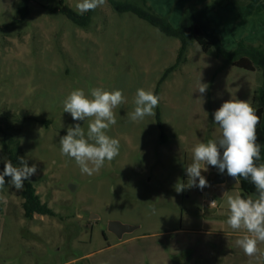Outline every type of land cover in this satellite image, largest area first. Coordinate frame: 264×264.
<instances>
[{"label": "rangeland", "instance_id": "374dc122", "mask_svg": "<svg viewBox=\"0 0 264 264\" xmlns=\"http://www.w3.org/2000/svg\"><path fill=\"white\" fill-rule=\"evenodd\" d=\"M151 7L178 28L191 9L212 0H118ZM27 2L28 15L18 8ZM80 0H0V172L4 159L20 167L23 157L37 171L17 191L5 177L0 191V264H264L248 257L236 241L227 197L241 194L239 180L213 184L221 175L207 166L204 189L187 187L186 167L193 147L221 136L213 113L228 100L253 107L259 72L227 64L216 51L207 54L191 37L185 51L136 15L119 13L108 0L81 14ZM67 6L88 20L76 24ZM227 51L240 40L264 45V0H230L210 15ZM212 41L211 38L208 39ZM209 85L200 94V81ZM122 90L114 109L117 123L106 134L119 140V155L93 175L82 174L73 158L61 155L60 137L73 121L63 101L73 91ZM158 92L154 116L133 122L137 89ZM157 113L164 126L163 135ZM31 183L55 216H24L22 192ZM198 183V181H197ZM177 184H184L181 192ZM214 202V203H212ZM155 209V213H153ZM136 226L121 239L109 222ZM264 253V243H258Z\"/></svg>", "mask_w": 264, "mask_h": 264}, {"label": "clouds", "instance_id": "9594fccd", "mask_svg": "<svg viewBox=\"0 0 264 264\" xmlns=\"http://www.w3.org/2000/svg\"><path fill=\"white\" fill-rule=\"evenodd\" d=\"M106 0H80L77 10L83 14L94 11L104 5ZM209 85H197L200 94L206 93ZM125 98L122 90L107 91L102 88L90 90V96L84 90H73L63 101V111L69 113L73 121H85L92 118L88 124L87 134L79 123L70 125L67 134L60 137L61 155L73 158L82 174L89 176L98 172L105 161H112L119 155V140L109 137L106 130L117 123L114 109L123 104ZM134 111L129 113L131 121H141L146 116H154V109L159 104V97L152 91L137 89ZM214 123L219 126L221 136L209 139L206 143H197L193 149V162L186 167L188 176L187 187L204 189L208 181L201 174L207 171V166L216 167L219 173L227 175L238 183V178L255 186L256 198L249 195L227 197L229 216L226 221L233 230L244 229L246 235L236 241L237 245L248 257L264 255L258 248V243H264V163L259 165L260 145L257 143V125L260 117L256 110L246 100H228L213 113ZM21 166L4 159V168L0 172V191L5 188V177H10L9 184L17 191L24 188V181L33 176L37 167L28 166L23 157H19ZM198 181V183H197ZM184 184H177L176 191L181 192ZM214 203V202H212ZM155 213V209L152 210Z\"/></svg>", "mask_w": 264, "mask_h": 264}, {"label": "trees", "instance_id": "16d2710c", "mask_svg": "<svg viewBox=\"0 0 264 264\" xmlns=\"http://www.w3.org/2000/svg\"><path fill=\"white\" fill-rule=\"evenodd\" d=\"M108 1L119 13H132L157 28L163 34L180 39L182 42L180 54L185 51L187 37L191 36L199 44L203 52L209 54L215 50L216 56L222 57L227 64L246 71H257L261 73V85L255 91L253 108L260 117V123L256 128L257 143L260 145V159L256 161V164L264 163V45L248 44L244 40H240L236 48L232 51H227L223 47L222 40L212 28L209 15L217 8L225 6L230 0H212L202 7L191 9L183 17L178 28H175L166 17L155 13L151 7L147 6L145 1H143V4L147 8H141L132 3L118 0ZM18 11L21 17L25 18L28 15L27 2H23L19 6ZM60 12L76 24H81L82 21L88 20L86 14L79 16L67 6H64ZM209 38L212 41H209ZM156 94L158 95V92ZM157 119L163 135L164 126L161 123L159 113H157ZM10 154L11 162L14 164L15 153L10 150ZM238 180L241 190L240 196L247 198L251 195L253 198H256L258 193L256 192L255 186L250 182V179L238 178ZM22 197L24 200L22 207L26 219L32 220L36 214L41 216H55V212L48 204L41 201L40 196L36 193V189L31 183L25 185Z\"/></svg>", "mask_w": 264, "mask_h": 264}, {"label": "water", "instance_id": "95a60500", "mask_svg": "<svg viewBox=\"0 0 264 264\" xmlns=\"http://www.w3.org/2000/svg\"><path fill=\"white\" fill-rule=\"evenodd\" d=\"M229 183L231 186H234L236 184V181L231 178L227 177L225 175L218 176L212 183L213 184H220V183ZM138 227L122 224L117 221H111L108 225V230L116 235L119 239H121L125 234L132 233L136 231Z\"/></svg>", "mask_w": 264, "mask_h": 264}, {"label": "crops", "instance_id": "0c3cea01", "mask_svg": "<svg viewBox=\"0 0 264 264\" xmlns=\"http://www.w3.org/2000/svg\"><path fill=\"white\" fill-rule=\"evenodd\" d=\"M82 259H74V260H71L69 262H66V263H61V264H82Z\"/></svg>", "mask_w": 264, "mask_h": 264}]
</instances>
